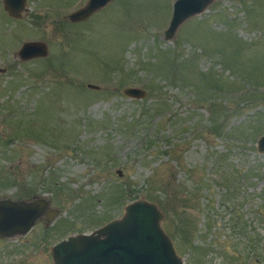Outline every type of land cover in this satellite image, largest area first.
<instances>
[{"label":"rangeland","instance_id":"obj_1","mask_svg":"<svg viewBox=\"0 0 264 264\" xmlns=\"http://www.w3.org/2000/svg\"><path fill=\"white\" fill-rule=\"evenodd\" d=\"M87 1L27 0L13 19L0 0V202L45 203L0 237V264H54L138 201L184 264H264V0H214L170 40L176 0L72 23ZM27 42L48 55L21 60Z\"/></svg>","mask_w":264,"mask_h":264},{"label":"water","instance_id":"obj_2","mask_svg":"<svg viewBox=\"0 0 264 264\" xmlns=\"http://www.w3.org/2000/svg\"><path fill=\"white\" fill-rule=\"evenodd\" d=\"M4 9L13 19H20L26 10L27 0H2ZM112 0H88L85 7L72 13V23H81ZM214 0H176L165 39L170 40L178 28L189 18L201 14ZM48 55L47 44L27 42L19 58L27 61ZM91 88H96L91 86ZM125 94L141 99L146 93L128 89ZM264 153V137L258 143ZM45 203L32 205L24 202H0V237L27 234L43 215ZM54 212L49 216L52 218ZM163 214L157 205L138 201L126 208L121 220H114L95 234L70 238L53 248L55 264H184L178 257L171 238L161 227Z\"/></svg>","mask_w":264,"mask_h":264},{"label":"trees","instance_id":"obj_3","mask_svg":"<svg viewBox=\"0 0 264 264\" xmlns=\"http://www.w3.org/2000/svg\"><path fill=\"white\" fill-rule=\"evenodd\" d=\"M214 127L216 128V127H217V125H215ZM217 130H218V128H216V129H215V131H217ZM185 234H186V233H185Z\"/></svg>","mask_w":264,"mask_h":264},{"label":"flooded vegetation","instance_id":"obj_4","mask_svg":"<svg viewBox=\"0 0 264 264\" xmlns=\"http://www.w3.org/2000/svg\"><path fill=\"white\" fill-rule=\"evenodd\" d=\"M52 257H53V250H52Z\"/></svg>","mask_w":264,"mask_h":264}]
</instances>
